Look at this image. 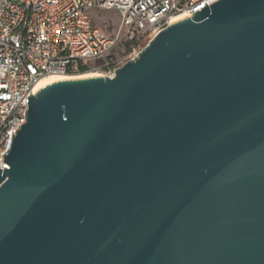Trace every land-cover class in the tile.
Returning <instances> with one entry per match:
<instances>
[{
    "label": "water",
    "instance_id": "1",
    "mask_svg": "<svg viewBox=\"0 0 264 264\" xmlns=\"http://www.w3.org/2000/svg\"><path fill=\"white\" fill-rule=\"evenodd\" d=\"M191 18L28 101L0 264H264V0Z\"/></svg>",
    "mask_w": 264,
    "mask_h": 264
},
{
    "label": "built area",
    "instance_id": "2",
    "mask_svg": "<svg viewBox=\"0 0 264 264\" xmlns=\"http://www.w3.org/2000/svg\"><path fill=\"white\" fill-rule=\"evenodd\" d=\"M218 1L0 0L1 177L5 169L10 170L3 156L27 123L28 101L37 95L40 81L91 69L99 60L104 63L96 69L112 79L174 25V19L181 15L192 19L194 13ZM94 10L118 13L116 37L107 39L94 26Z\"/></svg>",
    "mask_w": 264,
    "mask_h": 264
},
{
    "label": "rangeland",
    "instance_id": "3",
    "mask_svg": "<svg viewBox=\"0 0 264 264\" xmlns=\"http://www.w3.org/2000/svg\"><path fill=\"white\" fill-rule=\"evenodd\" d=\"M92 18H93L94 26L100 30L103 36H105L107 39H112L116 37L118 24L120 22V17L116 11L102 12V11L94 10L92 12ZM103 63H104L103 60L93 62L92 63L93 68L89 69L88 71L84 73L102 74L96 69L95 66H101ZM84 73H76V74H69V75H79V74H84Z\"/></svg>",
    "mask_w": 264,
    "mask_h": 264
},
{
    "label": "bare ground",
    "instance_id": "4",
    "mask_svg": "<svg viewBox=\"0 0 264 264\" xmlns=\"http://www.w3.org/2000/svg\"><path fill=\"white\" fill-rule=\"evenodd\" d=\"M186 18H187L186 16L181 15L176 19H174L173 24L181 22ZM97 78H105V77L102 74H98V73H90V74L84 73L79 75H52L44 78L42 81L39 82V84L35 88V93L38 94L45 88L61 82L73 81V80L97 79Z\"/></svg>",
    "mask_w": 264,
    "mask_h": 264
},
{
    "label": "trees",
    "instance_id": "5",
    "mask_svg": "<svg viewBox=\"0 0 264 264\" xmlns=\"http://www.w3.org/2000/svg\"><path fill=\"white\" fill-rule=\"evenodd\" d=\"M88 70H89V68H81L80 71H79V73H84V72H86Z\"/></svg>",
    "mask_w": 264,
    "mask_h": 264
}]
</instances>
